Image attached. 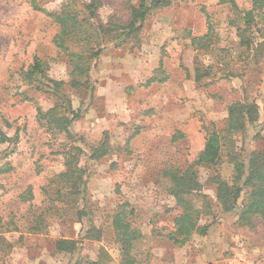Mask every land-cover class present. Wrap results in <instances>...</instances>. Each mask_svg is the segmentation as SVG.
<instances>
[{"label":"rangeland","instance_id":"rangeland-1","mask_svg":"<svg viewBox=\"0 0 264 264\" xmlns=\"http://www.w3.org/2000/svg\"><path fill=\"white\" fill-rule=\"evenodd\" d=\"M101 1L98 21L103 24H128L131 6L139 3ZM219 1L173 0L154 9L137 38L106 46L91 71L92 95L65 86L73 108L82 109L72 126L84 149L80 165L87 180L80 204L89 214L80 219L75 206L51 203L43 191L65 170V151L72 144L64 132L49 130L36 118L38 106L48 109L57 98L20 75L38 55L48 59L51 78L69 79V64L53 41L59 26L28 0H0V127L10 136L19 131L17 141L0 143V169L11 167L0 170V264H120L111 215L125 201L142 209V264H264V219L240 225L237 211L223 210L216 198L211 177L218 172L231 180L226 149L217 170L197 167L213 206V213L200 219V224H209L208 233H196L182 246L165 237L179 209L162 169L184 167L197 157L204 147L205 125L222 127L235 101L256 103L259 119L236 135V146L241 155L264 146V52L254 49L255 44L251 49L239 44L229 24L232 5ZM236 1L242 9L251 7V0ZM64 2L40 0L48 10H59ZM207 14L229 45L222 60L215 52L195 50L187 37L188 31L206 33ZM161 60L168 79L148 84ZM197 66H212L211 75L200 83L194 76ZM104 140L108 152L91 158V147ZM28 189L33 197L26 200ZM88 219L103 230L100 239L81 236ZM59 240H78V248L61 251Z\"/></svg>","mask_w":264,"mask_h":264},{"label":"trees","instance_id":"trees-1","mask_svg":"<svg viewBox=\"0 0 264 264\" xmlns=\"http://www.w3.org/2000/svg\"><path fill=\"white\" fill-rule=\"evenodd\" d=\"M36 11L44 12L59 26L53 41L59 48L69 64V79H55L48 75L49 62L35 55L31 64L20 71L23 80L37 90L52 92L56 103L48 109L37 107L36 118L49 130L64 132L72 141L65 151V170L55 174L43 191L49 202L64 201L75 206L80 219L88 216V211L81 206L80 201L85 198L86 169L80 165L84 149L78 145L77 134L73 131V123L81 117L82 109H74L72 101L65 91L68 85L73 89H86L93 94L95 89L91 78V71L96 60L109 43L120 46L132 38H137L144 26V22L154 9L165 7L173 0H139L137 5L131 6V20L128 24L110 23L103 24L98 21V11L102 5L101 0H65L59 10H48L40 4V0H28ZM80 2L78 4L77 2ZM220 3H230L233 8V17L229 24L236 29L239 44L248 49L255 44L257 50L264 52V0H251V7L242 9L236 0H220ZM208 16L207 31L195 35L188 31L190 45L195 50L206 53L215 52L219 59L229 54V45L216 33L215 25ZM262 38L261 41L257 40ZM212 66L195 67V81L202 82L210 76ZM162 74H164L162 76ZM168 79L163 68V61L148 79V84L164 82ZM258 105L235 101L228 106V116L222 127L215 122L205 125V143L197 157L186 166L169 165L162 169L163 176L169 179V193L174 197L179 209L174 216V225L165 237L175 245L182 246L194 234L205 235L208 233L209 224H200L204 214L213 213V206L209 196L203 192L198 166H208L217 170L222 161L223 151H228L229 161L232 165L231 180L224 178L218 172L211 177V182L216 185V198L225 211L236 210L238 222L243 226H252L253 218L264 219V146L251 151H242L239 154L236 146V135L245 133L249 124H254L259 119ZM8 127L12 124L6 121ZM261 132L257 131L255 137L260 138ZM19 131L14 136L7 134L0 127V143L17 141ZM264 140V136H262ZM107 140L91 147V158L101 157L108 152ZM236 147V148H235ZM243 150V149H242ZM11 167L1 168V172L10 170ZM56 187V191L51 189ZM245 195V197L243 196ZM33 194L28 189L23 198L32 199ZM142 209L125 201L118 205L111 215V225L114 237L119 245L120 264H142L140 258L144 233L138 218ZM89 226L81 234L86 238L100 239L103 234L92 220L88 219ZM39 228L36 225L34 229ZM59 250L75 252L78 240H59ZM77 261L75 264H80ZM91 264H101L99 260Z\"/></svg>","mask_w":264,"mask_h":264}]
</instances>
